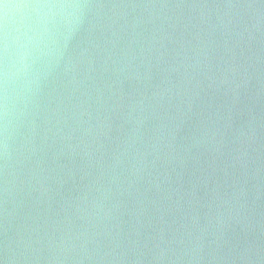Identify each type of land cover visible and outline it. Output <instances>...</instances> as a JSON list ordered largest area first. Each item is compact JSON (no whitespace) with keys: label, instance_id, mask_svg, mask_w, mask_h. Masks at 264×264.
I'll return each instance as SVG.
<instances>
[{"label":"clouds","instance_id":"9594fccd","mask_svg":"<svg viewBox=\"0 0 264 264\" xmlns=\"http://www.w3.org/2000/svg\"><path fill=\"white\" fill-rule=\"evenodd\" d=\"M0 264H264V0H0Z\"/></svg>","mask_w":264,"mask_h":264}]
</instances>
